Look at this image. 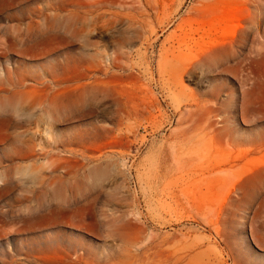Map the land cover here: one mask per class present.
<instances>
[{
  "label": "rangeland",
  "instance_id": "rangeland-1",
  "mask_svg": "<svg viewBox=\"0 0 264 264\" xmlns=\"http://www.w3.org/2000/svg\"><path fill=\"white\" fill-rule=\"evenodd\" d=\"M263 37L264 0H0V264H264ZM71 152L74 215L33 234Z\"/></svg>",
  "mask_w": 264,
  "mask_h": 264
},
{
  "label": "bare ground",
  "instance_id": "bare-ground-1",
  "mask_svg": "<svg viewBox=\"0 0 264 264\" xmlns=\"http://www.w3.org/2000/svg\"><path fill=\"white\" fill-rule=\"evenodd\" d=\"M217 20V19H216ZM220 23V22H219ZM214 24V23H213ZM217 26V25H216ZM191 27V26H190ZM202 27V26H201ZM211 27V26H210ZM222 27V26H221ZM192 29V28H191ZM188 30V29H187ZM197 30H200L197 29ZM182 31V30H181ZM198 32V31H197ZM210 33V32H209ZM184 34V33H183ZM192 34V33H191ZM198 34V33H197ZM194 35V34H193ZM207 35V34H206ZM234 36V35H233ZM195 38V37H194ZM264 38V37H263ZM191 39V38H190ZM228 39V37L226 38ZM185 40V39H184ZM197 40V39H196ZM226 41V40H224ZM264 41V40H263ZM186 42V41H185ZM191 42V41H190ZM223 42V41H222ZM230 42V41H229ZM184 43V42H182ZM216 43H213V45ZM184 45V44H183ZM187 45V43H186ZM212 45V47H214ZM188 46V45H187ZM222 46L221 41L220 43L218 42V44L215 45V47H220ZM181 47V46H180ZM183 47V46H182ZM215 50L217 49H212L206 56H208L209 54L213 53ZM181 53V50L179 51ZM183 55V54H182ZM114 57V56H113ZM162 57V56H160ZM167 58V57H166ZM181 58V57H180ZM116 59V58H115ZM176 60V59H175ZM178 60V58H177ZM184 61V60H183ZM169 62V61H168ZM165 63V61H164ZM163 63V65H164ZM172 63V62H171ZM166 64V63H165ZM186 65V64H185ZM160 66V64H159ZM166 66V65H165ZM164 66V68H165ZM169 66V65H168ZM173 66V64H172ZM177 65L173 66L176 68L175 71H178L179 74L183 75L184 74V69H182V71H184L183 73H180L182 71H179L180 69L176 67ZM182 68V64L180 65ZM190 67V66H189ZM172 68V67H171ZM174 68V69H175ZM187 68V67H186ZM160 69V68H159ZM163 69V67H162ZM179 69V70H178ZM188 69V68H187ZM191 69V68H190ZM164 71V70H163ZM174 71V70H173ZM189 71V69L187 70ZM161 72V69H160ZM167 73V72H166ZM169 73V71H168ZM177 73V75H178ZM164 74V73H163ZM161 73V75H163ZM172 74V73H171ZM168 75V74H167ZM175 75V74H174ZM173 75V77H175ZM180 76V75H179ZM170 78V77H169ZM172 79V78H170ZM23 81L20 82V86H23ZM98 85V84H97ZM141 89V88H140ZM4 89H0V93L3 92ZM44 102V101H43ZM133 107V105H132ZM135 110V109H134ZM188 111V110H187ZM204 135V134H203ZM189 146V145H188ZM195 146V145H194ZM183 148V147H182ZM192 148V147H191ZM175 150V149H174ZM180 150V149H179ZM260 151V150H259ZM179 152V151H178ZM175 153V152H172ZM186 155V154H185ZM192 155V154H191ZM196 155V154H195ZM69 159L68 158H59L58 160L54 161L51 163V165L49 166V170L51 171L52 174H57V173H61L62 175L59 176H50V177H45L42 178L39 181L33 182L35 186L41 187L42 189L46 190L49 192V194H51L52 196L50 197L51 199L46 202H52L53 203L49 204L48 206H45L44 203L43 204H39L38 206V211L36 210V212L33 214V216L28 220V222L30 223V227L28 228V231H33V234H41L42 233V229L44 227H49L52 228L53 226L57 225L60 221L64 220V219H70V217L72 216V214L75 212L76 210V205L73 204L72 202H65L66 199H64L63 201V197L62 196H66V194H64L63 188L66 189V187L63 186H57L58 183H65L68 182L72 176H74L75 174L79 173L82 169L85 168V164H81L77 161L78 156L71 152V154L69 155ZM178 156V155H177ZM182 156V155H181ZM73 157V158H72ZM183 157V156H182ZM181 157V158H182ZM186 157V156H185ZM177 158V157H176ZM203 159V158H202ZM77 162H76V161ZM201 161V160H200ZM178 162V161H177ZM179 167V166H178ZM189 171V170H188ZM191 173V172H190ZM225 173V172H224ZM203 174V173H202ZM214 174V173H213ZM233 174V173H232ZM174 176V175H173ZM199 176V175H198ZM179 177V176H178ZM208 177V176H207ZM211 177V176H209ZM179 179V178H178ZM199 180V179H198ZM184 182V181H183ZM199 183V182H198ZM177 188V187H176ZM46 195V193H43ZM68 196V195H67ZM71 196V195H70ZM34 199V198H33ZM38 200L40 201V199L38 198ZM41 202V201H40ZM40 211V212H39ZM78 211V210H77ZM87 213V212H86ZM94 215V213H92ZM74 215V214H73ZM92 215V217H93ZM85 217V216H84ZM86 217H90L91 216H86ZM92 219V218H91ZM94 219V218H93ZM84 220V219H83ZM69 223V222H68ZM84 225V224H83ZM84 227V226H83ZM53 229H55L53 227ZM90 230H95L94 227L88 228ZM40 236V235H39ZM41 237V236H40ZM38 243V247L39 249H31L28 251V260L31 263H40V264H45L46 263V259H48V257L50 255L53 254H59L62 257H64L67 260L72 259V256H74V254H76V259H73L76 262H80L83 263L86 261L85 256H86V252L84 253H80L81 249H83L85 251L84 248H78L74 247L73 245H69L67 247H65L63 245L62 239L60 236L58 235H54L53 237L50 236H45V237H41V239L37 242ZM42 245V246H41ZM37 248V247H36ZM181 251V250H180ZM178 251V252H180ZM183 251V250H182ZM185 252V251H184ZM80 253V254H79ZM183 253V252H181ZM186 256V255H185ZM151 257V256H150ZM149 257V258H150ZM175 257V256H174ZM145 258V257H144ZM180 259H182L181 257H179ZM177 258V259H179ZM147 259V258H146ZM192 259V258H191ZM220 259V258H219ZM49 260V259H48ZM47 260V262H48ZM176 260V258H175ZM174 261V260H173ZM189 261V260H188ZM218 262H220V260H217ZM158 262V261H157ZM156 262V263H157ZM178 262V261H177ZM193 262V261H192ZM209 262V261H208ZM211 262V260H210ZM215 262V261H214ZM212 262V263H214ZM155 262L153 261V263H151L150 261H144V260H133L128 262L127 264H154ZM160 264V262H158ZM157 263V264H158ZM164 263V262H163ZM184 263V261H183ZM223 263V261H222ZM221 263V264H222ZM50 264V263H49ZM69 264V263H68ZM180 264V263H177ZM185 264V263H184ZM206 264V263H205Z\"/></svg>",
  "mask_w": 264,
  "mask_h": 264
}]
</instances>
